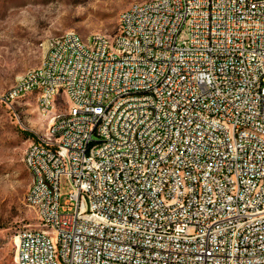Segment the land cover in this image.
I'll use <instances>...</instances> for the list:
<instances>
[{
	"label": "built area",
	"instance_id": "1",
	"mask_svg": "<svg viewBox=\"0 0 264 264\" xmlns=\"http://www.w3.org/2000/svg\"><path fill=\"white\" fill-rule=\"evenodd\" d=\"M29 97L48 126L15 264H264V0H145L114 37L50 36L0 103Z\"/></svg>",
	"mask_w": 264,
	"mask_h": 264
},
{
	"label": "rangeland",
	"instance_id": "2",
	"mask_svg": "<svg viewBox=\"0 0 264 264\" xmlns=\"http://www.w3.org/2000/svg\"><path fill=\"white\" fill-rule=\"evenodd\" d=\"M145 0H0V92L20 75L40 65L46 40L67 30L84 39L94 33L114 37L119 13ZM65 109L60 97L56 112ZM48 123L35 98L11 107L0 103V264H15L16 236L26 227H38L36 213L25 202L31 174L24 159ZM60 202L69 199L71 186L61 180Z\"/></svg>",
	"mask_w": 264,
	"mask_h": 264
},
{
	"label": "bare ground",
	"instance_id": "3",
	"mask_svg": "<svg viewBox=\"0 0 264 264\" xmlns=\"http://www.w3.org/2000/svg\"><path fill=\"white\" fill-rule=\"evenodd\" d=\"M44 120H46L47 121V118H44ZM48 122V121H47ZM16 242H17V237H16Z\"/></svg>",
	"mask_w": 264,
	"mask_h": 264
}]
</instances>
